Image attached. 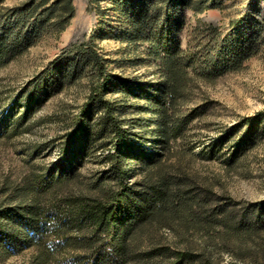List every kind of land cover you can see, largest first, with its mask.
Wrapping results in <instances>:
<instances>
[{"label": "trees", "instance_id": "16d2710c", "mask_svg": "<svg viewBox=\"0 0 264 264\" xmlns=\"http://www.w3.org/2000/svg\"><path fill=\"white\" fill-rule=\"evenodd\" d=\"M209 1L112 0L130 26L125 40L147 43L165 79L146 91L159 151L143 147L123 129L107 95L131 89L120 85L93 45L56 59L16 96L11 108L24 104L18 115L23 120L85 70L91 76L88 97L62 144L63 157L34 171L17 190V199L0 201V256L25 246L33 248L29 264H214L200 252L170 243L163 231H171L181 244L194 234L228 240L264 231V202L243 205L216 192L199 174L179 167L171 172L165 165L173 145L185 142L189 125L207 111L203 106L182 110L179 104L192 78L212 82L239 70L264 41L258 1L247 0L225 29L205 31L203 48L183 49L182 11L203 12ZM74 12L72 0H28L10 9L0 5V70L43 30H65ZM263 116L264 111L243 119L240 133L239 127L227 131L226 142L235 138L227 152L213 145L200 157L215 160L224 154L236 160L253 144ZM98 153L104 170L82 174L86 158ZM137 172L142 179L131 181Z\"/></svg>", "mask_w": 264, "mask_h": 264}, {"label": "rangeland", "instance_id": "374dc122", "mask_svg": "<svg viewBox=\"0 0 264 264\" xmlns=\"http://www.w3.org/2000/svg\"><path fill=\"white\" fill-rule=\"evenodd\" d=\"M28 0H0L6 9L22 6ZM74 16L65 30H43L40 37L25 52L16 56L0 70V201H14L27 178L43 166H52L63 157L62 144L73 129V118L86 101L91 89V76L85 70L76 81L19 120L24 104L12 109L20 92L49 65L61 57L75 54L78 47L93 45L106 61L108 71L120 79V85L131 91L109 93L117 114L132 140L142 142L150 151H159L153 114L148 112L147 92L163 78L159 60L149 53L148 44L125 40L130 30L125 16L113 4L104 0L98 4L89 0H72ZM258 1L259 20H264V0ZM247 0H210V7L197 13L182 11L184 24L179 32L185 50L201 49L207 42L203 34L210 26L225 29L236 19ZM264 36V32H263ZM143 86V87H142ZM145 86V88H144ZM2 101V100H0ZM182 110L195 107L206 109L186 130L185 142L173 145L166 167L186 173H197L214 190L240 201L243 205L264 202V116L260 130L251 146L238 154L236 160H226L222 154L215 160L200 157L212 147L227 152L234 139L226 142V132L246 117L264 111V41L257 52L242 67L221 75L212 82L193 77L186 96L179 101ZM244 127H239L242 132ZM173 152V151H172ZM223 152V153H224ZM99 154L86 158L80 167L82 174L91 175L104 170ZM136 167V166H135ZM139 172L130 180L139 181ZM167 241L189 247L203 254L214 264H264V231L251 237H231L194 234L181 244L168 229L163 231ZM33 248L22 246L9 256H0V264H29Z\"/></svg>", "mask_w": 264, "mask_h": 264}]
</instances>
